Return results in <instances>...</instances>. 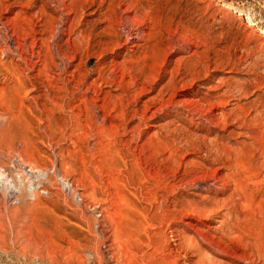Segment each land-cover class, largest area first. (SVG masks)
Here are the masks:
<instances>
[{
    "label": "rangeland",
    "instance_id": "374dc122",
    "mask_svg": "<svg viewBox=\"0 0 264 264\" xmlns=\"http://www.w3.org/2000/svg\"><path fill=\"white\" fill-rule=\"evenodd\" d=\"M263 161L264 0H0V264H264Z\"/></svg>",
    "mask_w": 264,
    "mask_h": 264
},
{
    "label": "bare ground",
    "instance_id": "6f19581e",
    "mask_svg": "<svg viewBox=\"0 0 264 264\" xmlns=\"http://www.w3.org/2000/svg\"><path fill=\"white\" fill-rule=\"evenodd\" d=\"M262 140V139H261ZM263 143V142H262ZM260 144H261V142H260ZM256 150V149H255ZM262 151V150H261ZM22 162H24V161H22ZM264 162V161H263ZM25 163V162H24ZM23 163V164H24ZM22 164V165H23ZM235 165V164H234ZM258 165V164H257ZM256 165V167H258ZM34 168V167H33ZM232 168V167H231ZM244 168V167H243ZM247 168V167H246ZM237 169V168H236ZM257 169V168H256ZM4 170H6V169H4V167L2 168V167H0V183H4V184H6L7 185V188H5V187H3V191H5L6 193L7 192H9V191H14V190H18V192L20 193L21 191H22V189L23 188H21V187H17V186H15V184H13L12 183V180L11 181H9L10 180V178H8V176H6V174H5V172H4ZM35 170H37V168L35 169ZM240 170V169H239ZM259 171H260V168H259ZM13 172V171H12ZM43 172V171H42ZM244 172V171H243ZM242 172V173H243ZM258 172V170L257 171H255V170H252V176L255 178V177H257V174L259 173H257ZM9 173V172H8ZM14 173V172H13ZM12 173V174H13ZM245 173V172H244ZM257 173V174H256ZM10 175L11 177H15V178H18L16 175L14 176V175ZM18 174V173H17ZM40 174H42V173H40ZM261 175V174H260ZM259 175V176H260ZM18 176H19V174H18ZM264 176V175H263ZM20 177V176H19ZM6 178V179H5ZM259 179V178H258ZM7 180V181H6ZM16 180V179H15ZM20 180V179H19ZM21 181V180H20ZM233 181H234V179H233ZM255 181V180H254ZM19 182V181H18ZM255 182H257V181H255ZM262 182V181H261ZM264 182V181H263ZM15 183V182H14ZM23 183H25V182H23ZM238 183V182H237ZM249 183V182H248ZM258 183V182H257ZM260 183V182H259ZM19 184H21L20 182H19ZM253 184V183H252ZM263 184V183H262ZM241 185V184H240ZM24 186H25V184H24ZM1 187V186H0ZM33 187V186H32ZM260 187V186H259ZM264 187V186H263ZM34 189H35V187H34ZM32 190V189H31ZM31 190H30V192H31ZM263 191H264V189H262ZM26 191H27V188H26ZM1 192V191H0ZM260 192V191H259ZM15 193V192H14ZM27 194L29 193V190L26 192ZM34 193H36V191L34 192ZM261 193V192H260ZM2 194H4V193H2ZM22 194V193H21ZM37 194V193H36ZM18 196L20 195V194H17ZM35 195V194H34ZM4 196H5V194H4ZM14 196V195H13ZM17 196V197H18ZM23 196V195H22ZM22 196H21V198H22ZM29 196V195H28ZM32 196V195H31ZM248 196V195H247ZM5 197H7V194H6V196ZM11 197V196H10ZM15 197H16V194H15ZM32 199H33V197H31ZM35 198V197H34ZM7 199V201L9 200V201H11L10 199H8V198H6ZM15 199H17V198H15ZM36 199V198H35ZM13 201V200H12ZM248 201V200H247ZM14 202H15V200H14ZM16 202H18L19 204L21 203V199L20 198H18L17 200H16ZM10 203V202H9ZM11 205H12V203H10ZM17 204V203H16ZM16 204H14L15 206H16ZM18 205V204H17ZM262 210V209H261ZM256 236V235H255ZM256 239V238H255ZM262 242V241H261ZM245 248V247H244ZM258 249V248H257ZM42 256V255H41ZM253 261V260H252Z\"/></svg>",
    "mask_w": 264,
    "mask_h": 264
}]
</instances>
